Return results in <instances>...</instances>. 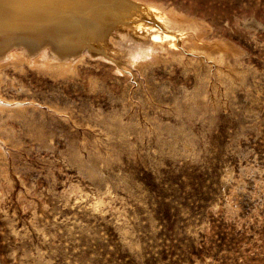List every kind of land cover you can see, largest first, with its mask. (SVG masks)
Returning a JSON list of instances; mask_svg holds the SVG:
<instances>
[{"label":"rangeland","instance_id":"rangeland-1","mask_svg":"<svg viewBox=\"0 0 264 264\" xmlns=\"http://www.w3.org/2000/svg\"><path fill=\"white\" fill-rule=\"evenodd\" d=\"M135 1L0 46V264H264V0Z\"/></svg>","mask_w":264,"mask_h":264},{"label":"bare ground","instance_id":"bare-ground-1","mask_svg":"<svg viewBox=\"0 0 264 264\" xmlns=\"http://www.w3.org/2000/svg\"><path fill=\"white\" fill-rule=\"evenodd\" d=\"M112 1H113V4L111 3ZM114 3H120L124 7L130 8L133 15L136 14V11L142 10V9H140L141 7L145 6V5L143 6L139 1H135V0H122V2H121V0H0V46L2 45V47L4 49V47H6L5 45H3V44H5V40L7 38L9 39L10 37H13V34H17L16 32H18V31L31 32L32 34H34L35 37H38L41 34V32L46 31L48 33H53L54 30L61 31V33H63V35H64L67 33V31H72L73 29L71 27L75 26V24L70 25L68 20H66L68 18V16H70V15L71 16L72 15L73 16L81 15L80 13H82V12L88 13V12L92 11L93 15L96 18H99V19L105 18L104 16H107V14L105 12L107 10L106 8L108 6H110L111 4L113 7ZM146 8H147V10L150 9V7H148V6ZM154 11H153V13H154ZM158 11L160 12L159 9H158ZM112 12L115 13V11H112ZM142 12L143 11H141V13ZM145 12H146V10H145ZM150 13H151L150 15L153 14L152 12H150ZM121 14L122 13H120V15ZM126 15H128V14H126ZM133 15H131V16H133ZM160 16H162V15H160ZM118 17H119V15H118ZM135 18H137V16ZM80 19H82V18L80 17ZM132 19L134 20V18H132ZM132 19H130V20L133 21ZM124 20H128V19L123 18V19L119 20L118 18H116V20H114V23L112 22L113 24H111V25H114L115 21H124ZM131 21H130V24H132ZM124 23H126V22L124 21ZM139 24L141 25V23H139ZM64 25H66V26H64ZM127 25H129V24H127ZM121 26H122V24H120V25L116 24L113 26V28L117 27V29H115V31L113 32L114 34L110 35L111 40L117 39L118 37L123 40V39L131 38L132 36H134V35H132L131 32H129L130 31L129 27H127L126 25H123V27H121ZM90 28H92L93 30H97V29L99 30L100 27H96V25L91 24ZM107 30H109V29H107ZM142 31H143V28H142ZM92 34H90L88 37L90 38ZM41 35H43V34H41ZM64 36H66V35H64ZM116 36H117V38H115ZM90 40H92V38ZM16 43L17 42H15V44ZM77 43H79V42H77ZM15 44H13V45H15ZM19 46H20V48L23 49V52H26L29 54H33V52H35V50L37 49V45H35L31 42H27V41H23V46H21V45H19ZM8 48H10V47L8 46ZM58 48H59V50H58ZM61 48H62V45L55 48L54 51H56L58 53V51H60ZM23 55H25V54H23ZM52 55H54V54H52Z\"/></svg>","mask_w":264,"mask_h":264}]
</instances>
